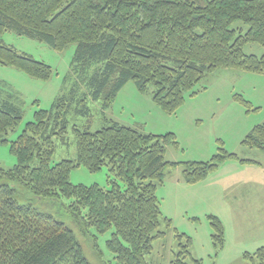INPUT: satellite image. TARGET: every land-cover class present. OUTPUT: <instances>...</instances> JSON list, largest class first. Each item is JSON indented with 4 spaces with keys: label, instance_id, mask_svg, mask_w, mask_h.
Segmentation results:
<instances>
[{
    "label": "trees",
    "instance_id": "obj_1",
    "mask_svg": "<svg viewBox=\"0 0 264 264\" xmlns=\"http://www.w3.org/2000/svg\"><path fill=\"white\" fill-rule=\"evenodd\" d=\"M5 31L58 52L75 44L72 68L85 76L80 80L86 92L77 98L73 87L50 110L39 109L10 141L23 112L10 98L3 99L0 88V145L10 143L18 161L11 170L0 169V264H90L74 231L24 204L27 194L63 202L66 212L87 228L111 231L107 247L117 264H150L155 242L166 237L162 224L172 227L158 198L170 170L182 167L184 181L195 185L228 160L258 164L223 147L208 162H169L167 147L178 148L174 134H146L113 121L92 132L90 103L103 101L107 111L133 82L142 94L153 88L154 103L172 115L219 69L264 75V53H245L250 44L264 49V0H0V63L46 81L52 68L7 45ZM94 66L99 68L87 78ZM72 116L87 119L89 126L73 127L76 159L54 163ZM242 145L264 152V125ZM80 167L92 174L109 168L111 188L72 184L71 173ZM209 220L213 243L222 250L224 226L216 216ZM176 238L179 252L171 264H203L192 256L189 236L176 233ZM244 257L249 264H264V247Z\"/></svg>",
    "mask_w": 264,
    "mask_h": 264
},
{
    "label": "rangeland",
    "instance_id": "obj_2",
    "mask_svg": "<svg viewBox=\"0 0 264 264\" xmlns=\"http://www.w3.org/2000/svg\"><path fill=\"white\" fill-rule=\"evenodd\" d=\"M236 26H240L237 24ZM4 42L21 53L50 66L49 80L31 77L25 71L0 63V88L3 99L10 98L23 112V120L9 140L18 138L25 126L34 120L35 113L50 110L56 100L76 87L77 98L86 92L80 77L72 68L77 46L70 45L58 52L46 43L20 36L12 31L2 35ZM245 53L261 57L264 49L250 44ZM94 66L86 77L97 70ZM79 84V85H78ZM149 93L142 94L135 83H128L118 94L112 106L104 111L103 101L90 103L93 111L91 130L105 128L111 121L135 128L146 134L164 136L174 134L178 148L167 147L169 162H208L223 147L239 158L261 162L264 152L242 145L243 140L257 127L264 125V75L238 69H219L208 76L187 95L183 106L172 115L164 112ZM71 125L66 144H57L54 163L76 159L77 145L73 127L87 129L85 118H70ZM18 161L10 151V143L0 145V169L11 170ZM249 166V167H246ZM256 165L228 160L205 180L190 185L184 181L183 168L169 171L164 185L158 189V198L165 218L172 221L164 239L154 244L148 256L150 264H171L179 252L176 233L192 239L191 253L203 264H249L246 253H255L264 246V172ZM109 168L92 174L85 167L71 173V183L87 187L99 185L110 189ZM122 187L124 183L120 181ZM40 212L50 214L70 227L81 244L90 264H117L108 250L111 231L105 234L89 229L82 220L70 216L63 202L37 200L27 194L22 200ZM66 203V201H64ZM209 216H216L224 226V247L216 248L212 235L215 230Z\"/></svg>",
    "mask_w": 264,
    "mask_h": 264
},
{
    "label": "crops",
    "instance_id": "obj_3",
    "mask_svg": "<svg viewBox=\"0 0 264 264\" xmlns=\"http://www.w3.org/2000/svg\"><path fill=\"white\" fill-rule=\"evenodd\" d=\"M243 159H247V158H243ZM248 160H250V159H248ZM252 161H254V160H252ZM255 162H257L258 165H259L257 170H260V171L264 172V167L262 166L263 164L261 162H259V161H255ZM246 167H249V166H246ZM262 247H264V246H262Z\"/></svg>",
    "mask_w": 264,
    "mask_h": 264
}]
</instances>
